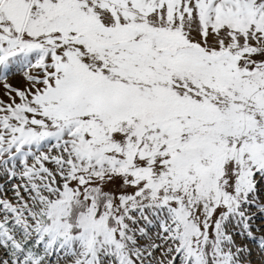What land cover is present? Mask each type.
Returning <instances> with one entry per match:
<instances>
[{
  "label": "snow or ice",
  "instance_id": "1",
  "mask_svg": "<svg viewBox=\"0 0 264 264\" xmlns=\"http://www.w3.org/2000/svg\"><path fill=\"white\" fill-rule=\"evenodd\" d=\"M0 264H264V0H0Z\"/></svg>",
  "mask_w": 264,
  "mask_h": 264
}]
</instances>
